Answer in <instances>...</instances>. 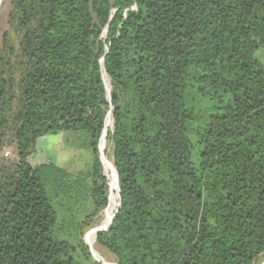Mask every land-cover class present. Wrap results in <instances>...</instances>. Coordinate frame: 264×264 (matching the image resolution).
Returning <instances> with one entry per match:
<instances>
[{"label":"trees","instance_id":"trees-1","mask_svg":"<svg viewBox=\"0 0 264 264\" xmlns=\"http://www.w3.org/2000/svg\"><path fill=\"white\" fill-rule=\"evenodd\" d=\"M10 2L0 146L18 160L0 164V264L91 260L109 112L119 201L95 240L116 264L264 258V0ZM73 131L88 171L30 164L39 139Z\"/></svg>","mask_w":264,"mask_h":264},{"label":"rangeland","instance_id":"rangeland-1","mask_svg":"<svg viewBox=\"0 0 264 264\" xmlns=\"http://www.w3.org/2000/svg\"><path fill=\"white\" fill-rule=\"evenodd\" d=\"M10 1L11 0L5 2L0 10V46L3 35L9 32L8 14L11 9ZM106 34H104L103 39H105ZM102 41L104 42L105 40ZM262 57L264 59V54H262ZM105 83L107 85L106 78ZM111 132L112 124L107 130L104 129L98 150L100 162L102 159V174L106 177L107 187L109 188L107 194L109 201V203H107L108 207L111 202V197L117 196L118 191L115 181V171L112 164L111 143L107 140L109 136L108 134ZM88 141L89 139L87 136L74 131L47 135L45 138L37 142L35 150L36 155H32L30 164L32 166L40 164H54L71 174L80 172L85 173L91 168L92 160V156L88 148ZM17 160L18 158H16L14 146H10L7 143L0 146V164L5 165V163H16ZM107 208L104 211H100L95 217L92 226L84 229L82 232L81 236L83 242L86 245L91 258V260L84 262V264H90V262H94L95 264H116L114 257H112L106 250L96 243V235L94 234L95 230L104 226V217ZM79 255L82 261H85V258L81 256V253ZM257 264H264V258H260Z\"/></svg>","mask_w":264,"mask_h":264},{"label":"bare ground","instance_id":"bare-ground-1","mask_svg":"<svg viewBox=\"0 0 264 264\" xmlns=\"http://www.w3.org/2000/svg\"><path fill=\"white\" fill-rule=\"evenodd\" d=\"M8 0H0V10L2 9V6H3V4L5 3V2H7ZM1 24V23H0ZM104 37V36H103ZM107 119H106V121H105V129L107 130L108 128H110L111 127V124L113 123L112 121V115H111V113L109 112V113H107ZM117 196H112L111 197V202H110V205H109V207L107 208V210H106V214H105V220H104V226H102V227H100L99 229H97V230H95V232H94V234L96 235V233L98 232V231H100V230H103V229H105L107 226H108V222H110L109 220L111 219V215H112V213H113V211H114V209H115V205H116V202H117ZM119 201V200H118ZM106 224V225H105ZM91 237V236H90Z\"/></svg>","mask_w":264,"mask_h":264},{"label":"crops","instance_id":"crops-1","mask_svg":"<svg viewBox=\"0 0 264 264\" xmlns=\"http://www.w3.org/2000/svg\"><path fill=\"white\" fill-rule=\"evenodd\" d=\"M43 138H45V137H43ZM43 138L39 139L38 142H39L40 140H42ZM35 152H36V151H35ZM34 154L36 155V153H34ZM34 166H35V165H34Z\"/></svg>","mask_w":264,"mask_h":264},{"label":"water","instance_id":"water-1","mask_svg":"<svg viewBox=\"0 0 264 264\" xmlns=\"http://www.w3.org/2000/svg\"><path fill=\"white\" fill-rule=\"evenodd\" d=\"M104 32H106V30H105ZM118 205H119V203H118ZM111 222H112V221H111ZM110 224H111V223H110ZM109 226H110V225H109ZM107 229H108V228H107ZM107 229H106V230H107ZM106 230H105V231H106Z\"/></svg>","mask_w":264,"mask_h":264},{"label":"built area","instance_id":"built-area-1","mask_svg":"<svg viewBox=\"0 0 264 264\" xmlns=\"http://www.w3.org/2000/svg\"><path fill=\"white\" fill-rule=\"evenodd\" d=\"M132 9H134V7H132Z\"/></svg>","mask_w":264,"mask_h":264}]
</instances>
